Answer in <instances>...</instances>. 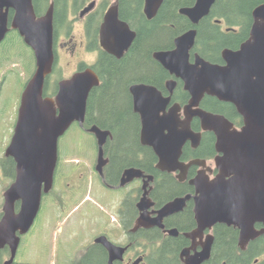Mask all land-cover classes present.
Wrapping results in <instances>:
<instances>
[{
  "label": "water",
  "instance_id": "obj_1",
  "mask_svg": "<svg viewBox=\"0 0 264 264\" xmlns=\"http://www.w3.org/2000/svg\"><path fill=\"white\" fill-rule=\"evenodd\" d=\"M164 1L146 0L145 14L149 19L157 16ZM216 2L196 0L195 6L182 8L180 13L196 26L210 14ZM11 11L14 12L12 19ZM53 20V4L38 17L33 0H0V45L15 30L33 51L36 62V70L22 93L14 134L5 152L6 158L16 163V178L4 193L0 219V250H10V258L4 264L16 261L22 236L35 225L43 198L53 189L59 141L74 122L84 126L89 94L99 84L94 72L87 70L62 80L55 98L44 96L45 83L55 61ZM253 20L250 37L240 49L223 51L224 66L208 62L198 54L191 63L196 29L179 36L175 49L155 54L171 75L184 82L185 90L191 95L184 109L185 120L178 119V105L166 112L171 97H163L158 89L140 85L131 90L135 110L142 119V143L154 148L162 169H181L179 158L186 141L195 137L200 141L201 134L195 135L191 128L193 118H200L203 131L216 135V149L220 154L216 164L221 174L204 185L203 196L197 199V216L206 225L211 222L237 225L244 241L253 238L249 234L256 222L264 223V3L253 11ZM107 34L111 35L114 45L109 44ZM124 34L127 37L122 39ZM134 37L129 26L118 19L117 11L108 15L102 30L106 50L123 52ZM169 87L172 92L175 82L169 83ZM206 95L233 104L243 118L242 130H233L225 117L200 109ZM89 132L97 139V170L101 171L107 163L104 146L110 132L98 126ZM136 170L131 169L127 174H136ZM229 176L231 180H226ZM175 204L167 205L164 212ZM95 243L108 251L109 264H114L122 254L123 250L105 236L97 238Z\"/></svg>",
  "mask_w": 264,
  "mask_h": 264
},
{
  "label": "flooded vegetation",
  "instance_id": "obj_2",
  "mask_svg": "<svg viewBox=\"0 0 264 264\" xmlns=\"http://www.w3.org/2000/svg\"><path fill=\"white\" fill-rule=\"evenodd\" d=\"M145 2L146 0H38L41 8L46 7L47 4L46 11L51 4L54 5L55 61L52 74L47 78V80L50 78L49 88L51 89L48 92L50 96H44L55 98L62 80L71 79L87 70H92L99 81V84L95 85L89 94L84 126L82 127L78 122H74L73 125L88 132L93 126H98L94 123L93 118L91 119L89 102L93 93L106 84L105 72L111 60L121 62L120 66L124 70L125 66L128 64L130 66V63L139 59V55H135L137 51L131 54L139 36V28H142V24L137 22L138 14L139 18H144L149 22L157 17L153 19L147 17ZM195 4L196 0L189 7H193ZM182 8L178 9V14L190 21L188 17L180 13ZM212 9L210 14L203 18L198 25L194 26L190 21L194 26L192 29H196L202 21L211 19ZM113 11H117L118 19L126 23L130 31L135 34L130 46L123 52H119L118 49H115L117 53L110 52L103 47L102 30L108 15ZM212 24L222 26L224 32L227 33L234 30L226 27L224 22L216 18L211 20ZM196 30L198 38V28ZM188 31L174 37L170 47L152 52L151 58L159 64L164 72L161 76L159 75L160 77L155 78L157 84L145 80L144 76H141L131 79L127 86L131 112L138 122L136 141L139 147L118 146L115 149V154L112 155L113 149L110 152L108 148L117 138L112 130L98 126L100 129L110 132L104 146V158L107 163L103 170H97V157L95 170L72 167L66 177L70 178V201L77 199L82 194L90 179L92 182H97L103 190L119 196L114 200L110 198L113 226L96 237L84 250L85 254H90L92 247L99 246L100 254L104 255L105 264H109V253L102 245L95 243L96 239L101 236H105L111 243L123 250L114 264H264L263 222H256L249 234V237L253 236V238L244 241L242 240V230L237 225L225 222H211L206 225L201 223L197 216V199L203 196L204 185H209L221 174L216 164V158L220 155L216 149V135L213 132L203 131L200 118L192 119L191 128L195 135L201 134V139L197 142L195 137L186 141L179 158V162L183 165L181 169H162L159 167L160 159L154 148L142 143V119L140 113L135 110L131 91L133 87L144 85L158 89L163 97H171L166 112L169 113L171 108L178 105L180 106V110L177 111L179 121L186 119L184 109L190 103L191 95L185 90L184 82L171 75L155 58V54L175 49V40ZM126 37V34L122 35V39ZM106 38L109 40V44H115L111 35L107 34ZM242 44L238 48L230 50L237 51ZM195 47L196 44L190 52L191 63H194L195 55L198 54L202 57L194 51ZM143 51L144 49H138L139 53ZM222 53L220 63L213 64L222 66L226 64ZM71 65L73 67L71 74L64 75V68ZM146 71L148 72V70ZM55 76L56 78L53 80ZM171 82H175L172 92L169 87ZM54 86L55 88H53ZM207 98H213L222 104L230 105L233 110L228 108L229 117L204 109L202 104ZM200 109L225 117L233 125V130L240 131L244 127L243 118L236 107L233 104L222 102L216 97L206 95L200 104ZM96 112L97 110L94 109L92 117L96 116ZM87 125L90 126L87 127ZM206 140L209 142H205ZM126 152L128 154H125ZM4 159L10 158L5 157ZM135 159L137 162H143L141 167L136 165ZM131 169H137V173L128 175L127 171ZM0 170H9V164L6 163L4 167L0 165ZM58 172L59 163L55 173L54 187ZM139 172L141 174H138ZM64 177L63 175L62 179H65ZM231 178L232 176H229L226 180H231ZM51 192L48 195H51ZM173 202H176L173 208L164 212L165 207Z\"/></svg>",
  "mask_w": 264,
  "mask_h": 264
},
{
  "label": "rangeland",
  "instance_id": "obj_3",
  "mask_svg": "<svg viewBox=\"0 0 264 264\" xmlns=\"http://www.w3.org/2000/svg\"><path fill=\"white\" fill-rule=\"evenodd\" d=\"M5 46L0 49V161L5 158V151L14 134L23 90L35 71L34 54L25 43L17 38L15 47ZM14 48L21 50L23 55H10L11 51H18ZM8 55L11 57L8 58ZM72 68V65L65 67L64 75L71 74ZM59 154V172L54 190L44 197L33 228L22 236L17 263L70 264L82 256L96 237L113 226L110 198H119L118 194L103 190L90 179L82 194L70 201V178L66 177L72 167L95 170L98 157L95 136L73 125L59 141ZM63 175L65 179H62ZM11 184L12 179L0 170V216L4 193Z\"/></svg>",
  "mask_w": 264,
  "mask_h": 264
},
{
  "label": "trees",
  "instance_id": "obj_4",
  "mask_svg": "<svg viewBox=\"0 0 264 264\" xmlns=\"http://www.w3.org/2000/svg\"><path fill=\"white\" fill-rule=\"evenodd\" d=\"M33 2L38 16L46 12L47 4L46 7L41 8L38 0H33ZM193 3L194 0H165L157 17L151 22L146 21L144 18H139L140 15L138 14L137 22L142 24V28H139V36L131 54L137 51L135 55H139V59L130 63V66L129 64L125 66L124 70L120 66L122 65L120 64L121 62L111 60L105 72L107 78L106 84L97 89L91 96L89 102L91 119L93 118L94 123L101 128L112 130L117 138L108 148L110 152L113 149L112 155L115 154V149L118 146L127 147L129 145L139 147L136 141L138 122L131 112L127 86L131 79L141 76H144L145 80L157 84L155 78L160 77L164 72L159 64L151 58V54L155 50L170 47L174 37L194 28L188 19L178 14L179 8L189 7ZM263 3L264 0H217L212 9L211 19L202 21L197 27L198 38L194 51L212 63H220L221 53L224 49L238 48L240 44L249 39L254 23L253 11ZM13 15L14 12L11 11L10 19L13 18ZM214 18L221 20L225 23L226 27L234 30L227 33L224 32L222 26L211 25V20ZM17 38L23 42L18 32L11 31L0 46V49L5 44V47H10L9 45L15 47ZM169 39L171 40L169 41ZM14 49L15 51L18 50L17 48ZM138 49H144V51L139 53ZM13 52L11 51L10 55H15L16 57L23 55L21 50ZM10 55H8V58L11 57ZM3 57L5 58L4 55ZM49 82L50 78L45 84V96H50L48 95L51 89L49 88ZM202 107L207 111L227 117H229L228 108H232L230 105L222 104L213 98L204 100ZM94 109L97 110V114L95 117H92ZM89 126L87 125V127ZM205 142L209 141L206 140ZM125 154L128 153L126 152ZM6 163L9 164V170H3L4 174L13 181L16 178L14 160L4 159L0 161V165L3 167L6 166ZM135 163L141 167L143 162L136 161ZM16 209L19 210V204L16 205ZM2 216L3 213L0 218ZM99 248V246L92 247L90 254L83 253L78 260L70 264H105L104 255L100 254L101 248ZM7 258H10V250L8 248L0 250V264H4ZM13 264L21 263L15 261Z\"/></svg>",
  "mask_w": 264,
  "mask_h": 264
}]
</instances>
